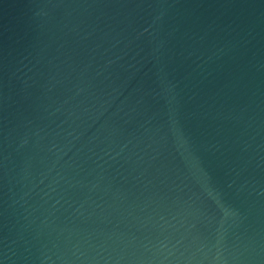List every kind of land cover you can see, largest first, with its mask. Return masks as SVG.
Instances as JSON below:
<instances>
[{"label": "water", "instance_id": "obj_1", "mask_svg": "<svg viewBox=\"0 0 264 264\" xmlns=\"http://www.w3.org/2000/svg\"><path fill=\"white\" fill-rule=\"evenodd\" d=\"M0 264H264V0H0Z\"/></svg>", "mask_w": 264, "mask_h": 264}]
</instances>
